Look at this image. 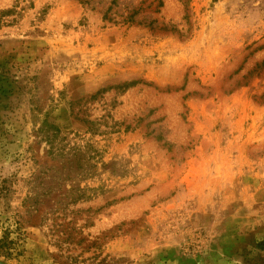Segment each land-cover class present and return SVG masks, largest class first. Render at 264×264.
<instances>
[{
	"label": "rangeland",
	"instance_id": "374dc122",
	"mask_svg": "<svg viewBox=\"0 0 264 264\" xmlns=\"http://www.w3.org/2000/svg\"><path fill=\"white\" fill-rule=\"evenodd\" d=\"M0 264H264V0H0Z\"/></svg>",
	"mask_w": 264,
	"mask_h": 264
}]
</instances>
